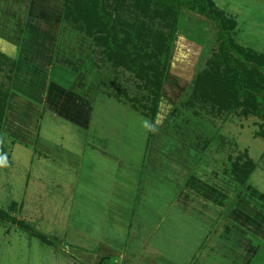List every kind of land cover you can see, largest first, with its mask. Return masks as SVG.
<instances>
[{"label": "rangeland", "instance_id": "1", "mask_svg": "<svg viewBox=\"0 0 264 264\" xmlns=\"http://www.w3.org/2000/svg\"><path fill=\"white\" fill-rule=\"evenodd\" d=\"M10 1L33 4V17L62 22V0ZM215 2L216 8L234 22V27L230 29L232 43L264 56V0ZM181 25L158 104L156 139L152 145V149L162 147L164 153L163 147H166L172 153L169 159L162 158L160 154L162 162L157 154L158 162L167 167L165 177L160 180L161 164L154 161L150 173L156 177L153 176L151 186L146 187L148 195L161 198L153 201V207L158 211L157 215L156 212L151 215V220L158 223V228L151 235L150 244L157 251L140 253V257H147L140 264L198 263L208 223L213 219L203 214V210L211 212L212 206L197 200L191 206L185 204V200L182 202L181 197H187L185 191H192L189 188L191 186L196 187L203 196L218 199L224 206L222 217L235 224V243L238 244V250L247 255L245 261H238H243L242 264H264V137L261 135L264 117L245 115L239 110L228 116L226 112L206 115L203 126L195 122L193 114L184 107L182 100L191 91L196 73L217 47L218 29L212 21L190 11L185 12ZM12 61L13 58L0 52V88L4 91H11L13 86L9 78ZM64 70L56 66L52 77L66 76ZM105 71L118 84L126 86L132 95L145 93L137 87L144 82L134 72L122 67H110ZM67 76L69 85L74 76L69 73ZM85 87L94 109L90 129H80L62 119V123H57L52 119L50 110L46 111L42 125V134L47 143L59 147L62 144L64 148L81 154L86 162L85 170L81 171H86L83 180L77 178L82 175L81 172L71 169L60 158L46 156L38 144L27 149L19 140H14L12 134L4 132L3 125L0 132V207L46 234L52 243L42 241L10 221L0 220V264H131L134 260L128 252L124 258L118 255L119 250L127 247L123 241L129 214L124 211L115 214L112 208L120 197L130 198L143 187L145 177L142 169L148 160L145 158L143 162L140 156H133L132 149L142 148L143 151L147 138V117L138 111L133 116L129 111L133 108L127 102L114 97L108 99L106 87L99 84V76L94 75L91 83H86ZM104 99L108 103L106 106L103 104ZM16 109L19 110V107ZM140 109L143 108L140 106ZM105 124L109 132L106 127L102 128L101 141L95 132L97 127ZM160 134L170 135L181 145L174 146L175 141L171 145L169 137L162 141ZM90 143L94 146L102 143L113 155H102ZM150 150L151 145L148 153ZM190 151L198 156L196 165L195 155ZM238 156L254 159L258 164L245 185L231 180L227 173ZM118 160L120 164H117ZM128 160L136 167V173L129 170ZM169 167L171 170H168ZM117 169L119 174L116 173ZM116 174L126 175V179L132 178L134 174V180L126 184L121 182L120 186L113 189L114 183L111 181ZM85 179L89 182H85ZM189 182L191 185H188ZM107 206H112V214L106 220ZM132 206L133 210L140 207L137 204ZM143 211V207L137 209L136 215L140 213L141 217ZM147 218H139L138 222H144ZM106 223L110 235L114 236V243L107 252H97L95 250L100 248L101 238H110L107 232L104 237L101 234ZM226 225L227 222L223 220L222 229ZM136 242L135 239L132 247H136ZM84 243H94L95 247L90 251L84 248ZM246 247L248 251L241 250ZM149 258L151 261H148ZM216 260L218 262V258Z\"/></svg>", "mask_w": 264, "mask_h": 264}, {"label": "crops", "instance_id": "2", "mask_svg": "<svg viewBox=\"0 0 264 264\" xmlns=\"http://www.w3.org/2000/svg\"><path fill=\"white\" fill-rule=\"evenodd\" d=\"M33 9V4L29 5L18 1L0 0V52L15 60V70L12 77L13 86L8 100L4 132L12 134L11 136L13 139L19 140L27 149L34 148L38 144V146L44 150L46 156L52 157L53 159H55V157L60 158L68 167L77 172H81L85 170L84 167L86 166V162L83 160L81 154L76 150L64 148L62 144H60L61 147H59L55 144L51 145L47 143L46 139H44V134H42V125L46 111L50 110L52 112V119H55L57 123H62V121H60V119H62L69 124L77 125L80 129L88 130L91 128L94 109L90 99L87 98L85 87L86 83H91V78L95 75L96 69L91 49V41L85 36L72 31L69 27L63 25L61 21L58 22L52 19L33 17L31 13ZM56 66L65 68L64 71H66V76L68 73L71 75L73 74L74 79H71L69 85H67L68 82H66V80L68 81L69 79L68 76L62 75L52 77L53 70ZM101 98L103 97L101 96ZM107 98L109 99L111 97L108 96ZM103 104H105L104 106L108 104L106 103V99L103 100ZM18 107L19 110L16 109ZM129 111L133 116H136L135 113L137 111L135 112L133 109ZM146 122L148 124V129L143 148L144 152L142 148L132 149L133 156H140L143 162L145 158L148 160V164L144 166L143 169L141 168L144 174L143 177H145L143 180V187L138 189L135 195H132L130 198L119 196L121 199L119 198L120 200L117 201L115 207L112 208V206H107L108 214L106 212V220L111 217V208L115 210L113 211L115 214H119V212L123 211L129 214L127 219L128 228H126L125 240L123 241V244L127 245V247H125V249L123 248L124 250H119L120 252H118V255L124 258L127 252V254H131L132 257H130L132 260L134 259L131 264H140V261L147 260V257H140V253L148 254L152 251H157V249L150 244V240L152 241L151 235H154L158 228V223L151 220V215H155V212L157 215L158 211H155L153 207L155 202L153 201L156 199L161 200V198L148 195L146 187L151 186V182L153 181L151 178L156 177L154 174L152 175L150 173V169L153 168V162L156 161V164H161L159 166L160 173H162L160 177L161 180L162 177H165L164 174L167 167L163 163L158 162V157L160 162H162L160 154L162 158L165 157V159H169L172 153V150L166 147H163L164 153L161 151L162 147L152 149L153 142L156 139V131H154L150 143L152 122L149 118H146ZM14 125L16 126L14 127ZM105 127L109 132L107 124L97 127V132H95L96 137L101 141L103 139L102 128ZM18 130H20L21 133H19ZM160 135L163 137V139H161L162 141L169 137L171 138V145L172 141L176 143L174 146L181 145L178 141L173 140L170 135ZM119 138L121 141L122 138ZM85 142H87V140H85ZM84 144L86 147L87 144ZM90 144L92 145L91 147H95L106 157L108 153L113 155L106 147L102 146V143L95 144V146L93 143ZM150 145L151 150L150 153H148ZM190 152L195 155V159L198 157L194 152ZM195 159L194 163L196 165L198 158ZM120 163L121 161L118 160L117 164ZM127 164L129 170L131 172L135 171L136 173V167H134L129 160ZM168 170H171L170 167ZM85 172H81L82 175L80 177L78 175L77 178L83 180L85 178ZM118 172L119 170L117 169L116 173ZM118 174H116L111 181L114 183L112 186L113 189H116L121 182L126 184L134 180V174H132V178L130 179H126V175ZM158 178L159 176H157V179ZM84 181L89 182V180L86 179ZM188 185H191V183L189 182ZM189 188L192 189V191H185L187 197H181L183 198L181 200L182 202L185 200L184 203L190 204L189 206H191L197 200L204 205L212 206L211 212H205L203 210V214H207L210 219H213L208 223L209 228L206 231L202 243L203 245L199 250L200 258L197 264H242L243 261H245L244 259L247 258V255L239 251L238 244L235 243L237 236L236 228L234 227L235 224L225 216L222 217L224 206L222 207L221 202L217 201L218 199L214 200L213 197L200 194L196 187L191 186ZM191 198L194 200H191ZM133 204L140 205L137 209L143 207L144 211L141 217L140 213L136 215L137 209L133 210ZM146 216H148L147 220L144 222L141 220V223L138 222L140 220L139 218ZM123 219L124 218H122V220ZM158 219L159 218H156V220ZM106 220L104 219V222ZM114 220L116 219L114 218ZM223 220L227 222L224 229H222ZM231 224H233V227H231ZM101 230L102 237H104V234L107 232L110 238H101V246L95 251L105 253L108 251L110 245L114 243V236L110 235L107 223ZM129 234L131 239H128ZM135 239L137 240L136 247H132V243H134ZM83 245L84 248L90 251L95 247L94 243H84ZM241 250L246 252L248 251V247L245 249L242 248ZM101 255L104 256L103 254ZM217 258L218 262L216 260ZM239 259H243V261L239 262ZM148 261H151V259L149 258ZM175 264L177 263L175 262Z\"/></svg>", "mask_w": 264, "mask_h": 264}, {"label": "trees", "instance_id": "3", "mask_svg": "<svg viewBox=\"0 0 264 264\" xmlns=\"http://www.w3.org/2000/svg\"><path fill=\"white\" fill-rule=\"evenodd\" d=\"M62 3V24L91 40L99 84L106 87L109 97L127 102L151 120L150 138L155 131L158 104L186 11L207 18L218 29L217 47L196 73L191 91L182 100L195 122L203 126L206 115L226 112L228 116L239 110L245 115L264 117V56L232 43L230 29L234 22L216 8L215 0H62ZM12 66L11 81L14 59ZM110 67L134 72L144 82L137 87L145 93L132 95L105 71ZM9 96L10 89L0 88V132ZM261 135L264 137V126ZM257 165L254 159L238 156L227 173L231 180L245 185ZM0 220L10 221L52 243L46 234L2 207Z\"/></svg>", "mask_w": 264, "mask_h": 264}]
</instances>
